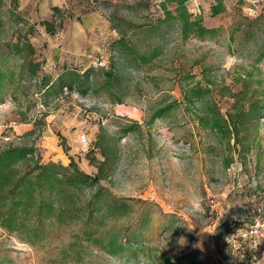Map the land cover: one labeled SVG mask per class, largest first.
Wrapping results in <instances>:
<instances>
[{"label":"rangeland","instance_id":"1","mask_svg":"<svg viewBox=\"0 0 264 264\" xmlns=\"http://www.w3.org/2000/svg\"><path fill=\"white\" fill-rule=\"evenodd\" d=\"M221 1L212 15L217 0H188L216 32L182 38L160 22V0H5L0 145L32 144L43 162L72 156L102 178L80 193L82 208L47 223L34 243L0 227V264H152L161 255L174 264H264V236L255 245L231 234L256 223L264 232V118L250 109L264 89V0ZM114 25L148 61L120 46ZM88 69L83 84L42 90L44 74L55 81ZM107 80L111 88H99ZM192 87L201 88L196 97ZM207 106L235 115L236 142L201 127ZM91 228L99 240L84 235ZM109 235L123 244L115 254Z\"/></svg>","mask_w":264,"mask_h":264},{"label":"trees","instance_id":"2","mask_svg":"<svg viewBox=\"0 0 264 264\" xmlns=\"http://www.w3.org/2000/svg\"><path fill=\"white\" fill-rule=\"evenodd\" d=\"M187 1L160 0L159 6L164 15L160 22L169 25L170 23L175 24L182 38H187L190 35L204 37L215 33L214 27H207L203 24L202 17L193 16L187 7ZM222 3L221 0H217L216 3L211 4L210 12L212 15L223 10ZM4 4L5 0H0V23ZM52 10L61 12L58 6H52ZM39 25L45 26L44 28L48 33L54 31L53 23L50 20H40ZM113 29L120 33L117 42L127 53L135 55L142 62L148 61L145 54L137 53L135 48L126 43L123 32L117 26L114 25ZM14 49L17 51L18 45L14 44ZM156 52V49H152L151 57ZM261 55L264 56V50ZM89 71L88 69L79 73L74 70H64L55 81L44 74L42 90L45 93H50L59 89L62 90L63 85L71 88L75 83L83 84L82 79L88 78ZM103 74L111 75L110 71H105ZM111 86V81L107 80L99 88L109 90ZM200 92V87L190 89V94L194 97ZM206 109L204 115L197 116V121L201 127L209 129L219 137L229 138L233 136L234 142H236L239 125L236 123L235 115L229 112L226 117H223L218 110L212 109L211 106H207ZM250 109L255 110L257 119L259 117L264 118V89L260 93V97L251 103ZM163 110H156L152 118L162 116ZM130 129L131 127H126L124 130L129 131ZM57 134L62 137L60 133ZM88 159L97 166V162L94 161L96 160L95 157ZM101 178L99 173L89 174L80 169L72 156L69 157L67 164L55 161L43 162L40 153L32 144L13 145L6 143L0 145V227L17 234L23 241L34 243L44 236L47 223H61L70 215L73 207L75 209L82 208L83 205L79 202L80 193L85 194V190H91L95 186L100 188ZM97 196L98 193L91 194L85 206L89 207L93 202V197L97 199ZM123 204L121 203L118 208ZM96 205L97 201L93 203L94 207L90 211V218L94 212L98 213L99 208ZM115 208L116 206L112 207L110 212L113 213L114 210H117ZM96 232L97 230L93 228L83 231L88 239L93 238L97 241L99 237H95ZM122 245L114 235L108 236L106 247L108 253L115 254L118 249L123 248ZM127 247L130 248V246ZM152 264H174V261L168 255H161L160 261H153Z\"/></svg>","mask_w":264,"mask_h":264},{"label":"built area","instance_id":"3","mask_svg":"<svg viewBox=\"0 0 264 264\" xmlns=\"http://www.w3.org/2000/svg\"><path fill=\"white\" fill-rule=\"evenodd\" d=\"M101 63V61L98 62V64ZM86 135H81L80 136V140L82 143H86ZM5 140H9L8 136L3 137ZM259 227H263V224L261 223L259 225V223H256L255 225H249L247 227H237L235 228L231 234L233 237H237V238H243V237H254L253 238V243L256 245L257 243H259L260 240H257L260 236H264V232L262 231L263 229H261L260 231H258ZM258 237V238H257Z\"/></svg>","mask_w":264,"mask_h":264}]
</instances>
